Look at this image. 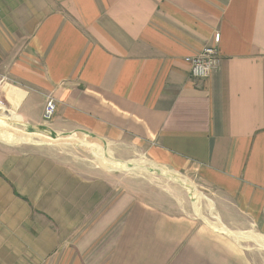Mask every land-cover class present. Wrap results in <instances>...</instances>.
Here are the masks:
<instances>
[{"label":"crops","instance_id":"crops-1","mask_svg":"<svg viewBox=\"0 0 264 264\" xmlns=\"http://www.w3.org/2000/svg\"><path fill=\"white\" fill-rule=\"evenodd\" d=\"M217 32L219 66L196 81L186 59ZM0 76L18 121L97 150L145 146L193 170L226 223L0 143L3 264H264V0H0Z\"/></svg>","mask_w":264,"mask_h":264},{"label":"rangeland","instance_id":"rangeland-1","mask_svg":"<svg viewBox=\"0 0 264 264\" xmlns=\"http://www.w3.org/2000/svg\"><path fill=\"white\" fill-rule=\"evenodd\" d=\"M4 113L3 115L0 114V133L11 134L18 132L29 139V141L19 143H8L0 139V143L8 145L10 151L32 154L33 150L39 148H44L46 150L51 148L50 152H58L56 156L59 158L64 159L65 155L73 158L75 161H80L82 159L81 161L90 164V168H97L105 172L107 177H112L116 181L121 182L123 190L126 188H133L141 195H153L155 198L164 195L173 200L182 210L181 212L194 215L199 218V220H205L219 226L226 224L215 211V192L205 186L193 170L174 169L168 164L162 163V161L150 154L145 146H141L140 144L125 143L119 149L110 147L105 150H97L93 139L83 138L79 135L78 138L83 144L77 141H71L68 138L67 140H69V142L64 143V141H62L64 140L63 138L56 137V135L49 133V131H45L44 129H32L25 123L18 121L17 117L12 114L11 111L8 112V110H6ZM8 113L9 115H7ZM57 147H63V149H57ZM101 159H108L120 163L127 162L131 169L120 167L109 170L102 165ZM134 161H137V163L135 164ZM132 167H135L136 170ZM89 172L93 173L94 171L91 170ZM179 179H185L187 183L191 184L194 188L193 192L198 195L190 192ZM246 244L249 247L251 255L258 257L255 250L257 243L247 241ZM2 252L3 251L0 250V264H3L1 258Z\"/></svg>","mask_w":264,"mask_h":264},{"label":"built area","instance_id":"built-area-1","mask_svg":"<svg viewBox=\"0 0 264 264\" xmlns=\"http://www.w3.org/2000/svg\"><path fill=\"white\" fill-rule=\"evenodd\" d=\"M219 43L220 33L217 32L214 35V42L212 45L204 47L196 55L187 57L186 60L191 65V76L194 80L198 81L207 79L212 74V72L218 68L220 63ZM3 83H5L6 86L9 85V83H7V78L0 76V87ZM0 104L4 108L3 111H6V108L1 101ZM55 112V99L49 97L47 99L43 114L45 121H50L53 118Z\"/></svg>","mask_w":264,"mask_h":264},{"label":"bare ground","instance_id":"bare-ground-1","mask_svg":"<svg viewBox=\"0 0 264 264\" xmlns=\"http://www.w3.org/2000/svg\"><path fill=\"white\" fill-rule=\"evenodd\" d=\"M3 107L1 106V104H0V114L1 115H3V114H5L4 113V111H3ZM6 126V125H5ZM1 127V126H0ZM5 129V128H4ZM12 130V129H11ZM23 133V132H22ZM78 133V132H77ZM26 134V133H25ZM74 135V134H73ZM0 139L2 140V141H4V142H8V143H19V142H26V141H29V139L28 138H26L23 134H21V133H18V132H16V133H9V134H5V133H0ZM68 139H70L71 141L73 140V141H77V142H81V140H79V138L77 137V136H71L70 138H68ZM62 141H64V140H62ZM68 142V141H67ZM82 143V142H81ZM83 144V143H82ZM99 144V143H98ZM102 145V144H101ZM98 146V145H97ZM103 146V145H102ZM131 161H133V160H131ZM135 162V164L137 163V161H134ZM101 163H102V165L104 166V167H107L109 170L110 169H116V168H120V167H124V168H126V169H131V167H130V165L127 163V162H125V163H120V162H116V161H112V160H108V159H101ZM133 163V162H132ZM142 165V164H141ZM140 166V165H139ZM161 166V165H160ZM132 168H134L135 169V167H132ZM133 170V169H132ZM136 170V169H135ZM181 178V177H180ZM180 180V182H182V184L184 185V186H186L188 189H189V191L190 192H192L193 194H196V193H194L193 191H194V188H193V186L191 185V184H189V183H187L186 181H185V179L184 180H182V179H179ZM196 189V188H195ZM191 193V194H192ZM196 195H198V194H196ZM201 195V194H200ZM201 197V196H200ZM197 203H198V201H197ZM197 205V204H196ZM196 205H195V207H196ZM199 207V206H198ZM197 208V207H196ZM200 213V212H199ZM247 233H249V232H247ZM246 234V233H245ZM252 235V234H251ZM241 236V235H240ZM255 236V235H254ZM257 236H259V235H257ZM260 237V236H259ZM259 239H261V238H259ZM254 240V239H253ZM252 241V240H251ZM255 241H257V240H255ZM264 242V241H263Z\"/></svg>","mask_w":264,"mask_h":264}]
</instances>
